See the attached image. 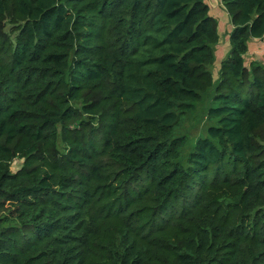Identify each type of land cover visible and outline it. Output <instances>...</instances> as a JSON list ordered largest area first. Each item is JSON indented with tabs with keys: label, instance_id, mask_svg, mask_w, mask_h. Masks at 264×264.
Segmentation results:
<instances>
[{
	"label": "trees",
	"instance_id": "16d2710c",
	"mask_svg": "<svg viewBox=\"0 0 264 264\" xmlns=\"http://www.w3.org/2000/svg\"><path fill=\"white\" fill-rule=\"evenodd\" d=\"M222 2L215 79L206 0H0V264H264V0Z\"/></svg>",
	"mask_w": 264,
	"mask_h": 264
},
{
	"label": "crops",
	"instance_id": "0c3cea01",
	"mask_svg": "<svg viewBox=\"0 0 264 264\" xmlns=\"http://www.w3.org/2000/svg\"><path fill=\"white\" fill-rule=\"evenodd\" d=\"M206 3L209 7V14L216 20L217 33L218 29L221 32V37L214 46V62L210 68L216 79L221 62L230 53L229 35L233 29V24L222 0H206ZM244 64L247 68L251 64L264 68V34L259 38L252 37L247 41V52L244 55Z\"/></svg>",
	"mask_w": 264,
	"mask_h": 264
},
{
	"label": "rangeland",
	"instance_id": "374dc122",
	"mask_svg": "<svg viewBox=\"0 0 264 264\" xmlns=\"http://www.w3.org/2000/svg\"><path fill=\"white\" fill-rule=\"evenodd\" d=\"M219 39L221 37V32L218 29ZM215 76V75H214ZM208 102L198 103L194 110L187 116L181 117L180 127L178 132L184 134L188 138V148H191L197 138L205 135V130L208 126V121L206 120V106ZM22 160L14 159L11 164V170L16 171L20 168Z\"/></svg>",
	"mask_w": 264,
	"mask_h": 264
}]
</instances>
